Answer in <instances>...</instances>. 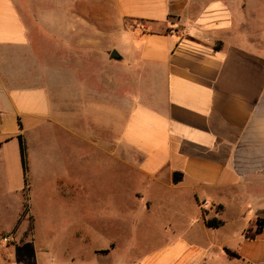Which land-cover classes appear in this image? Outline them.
Instances as JSON below:
<instances>
[{
	"label": "crops",
	"instance_id": "obj_1",
	"mask_svg": "<svg viewBox=\"0 0 264 264\" xmlns=\"http://www.w3.org/2000/svg\"><path fill=\"white\" fill-rule=\"evenodd\" d=\"M221 10L203 0H0V202L20 199L0 239L28 232L35 171L44 161L61 167L62 142L71 160L100 152L122 178L127 168L148 212L157 192L171 207L192 201L205 227L203 212L223 222L211 230H238V247L221 244L216 262L212 250L184 242L137 264H264V36L231 42L233 21ZM128 20L137 25L126 32ZM114 40L121 52L105 50ZM101 56L121 67L95 69ZM67 186L75 201L82 187Z\"/></svg>",
	"mask_w": 264,
	"mask_h": 264
},
{
	"label": "rangeland",
	"instance_id": "obj_2",
	"mask_svg": "<svg viewBox=\"0 0 264 264\" xmlns=\"http://www.w3.org/2000/svg\"><path fill=\"white\" fill-rule=\"evenodd\" d=\"M99 1L92 0L94 3ZM203 2L221 4L223 19H232L233 22H228L233 23L231 27L234 29L229 36L231 42L243 43L264 36V0ZM111 15L112 9L109 8L107 16L110 20ZM93 18L94 21L102 19L100 15H93ZM136 25L134 21H126V32ZM96 28L101 27L94 26V33ZM112 31L110 25L109 33ZM122 42L107 41L103 45L105 50L115 46L114 50L121 52ZM93 64L95 69L121 67L108 63L102 56ZM98 76L95 71L94 83L101 75ZM61 146L65 153L59 169L53 170L46 161L36 169L35 199L31 203L35 217L29 218V229L28 223L23 222L21 229L28 232L22 240H18L14 233L1 237L0 264H137L149 256L163 253L170 245L184 242L212 250L216 262L224 255L221 244L238 247V230L231 227L207 229L192 201H177L171 207L160 203L163 198L153 192L154 208L148 212L146 203L135 197L136 191L143 190L144 186L128 176L127 168L122 178L121 167L108 163L104 154L99 152L91 162L82 163L74 157L70 159L69 144L61 142ZM56 178H61L63 184L55 186V195H50L49 189L54 187L52 184ZM69 179L77 180L82 187L75 201L67 186ZM11 207L12 214H15L14 210L20 207L18 197L0 202V226L4 229L14 220L9 210ZM209 208L203 204L204 210ZM226 218L230 220V217ZM168 222L172 223L173 229L164 226ZM4 254L8 255L6 261Z\"/></svg>",
	"mask_w": 264,
	"mask_h": 264
},
{
	"label": "trees",
	"instance_id": "obj_3",
	"mask_svg": "<svg viewBox=\"0 0 264 264\" xmlns=\"http://www.w3.org/2000/svg\"><path fill=\"white\" fill-rule=\"evenodd\" d=\"M19 141H20V153H21V159H22V165H23V169H24V172L25 174H27V148H26V144L22 138V136L19 137ZM182 180V174H175L174 175V182L175 183H178ZM26 185H27V179H26ZM204 203H200V207L203 206ZM203 216H204V219H205V225L207 228H210V229H218L220 227L223 226V222L222 221H219L217 219H208L206 217V212H203ZM258 229L256 231L257 234L260 233L261 231V220L258 221ZM225 252L230 256V257H234V258H238V255L234 254V253H231L230 251L228 250H225Z\"/></svg>",
	"mask_w": 264,
	"mask_h": 264
},
{
	"label": "water",
	"instance_id": "obj_4",
	"mask_svg": "<svg viewBox=\"0 0 264 264\" xmlns=\"http://www.w3.org/2000/svg\"><path fill=\"white\" fill-rule=\"evenodd\" d=\"M110 56L113 60H120V56L116 51H113Z\"/></svg>",
	"mask_w": 264,
	"mask_h": 264
},
{
	"label": "built area",
	"instance_id": "obj_5",
	"mask_svg": "<svg viewBox=\"0 0 264 264\" xmlns=\"http://www.w3.org/2000/svg\"><path fill=\"white\" fill-rule=\"evenodd\" d=\"M205 204V203H204ZM206 205V204H205ZM7 240V239H6Z\"/></svg>",
	"mask_w": 264,
	"mask_h": 264
}]
</instances>
